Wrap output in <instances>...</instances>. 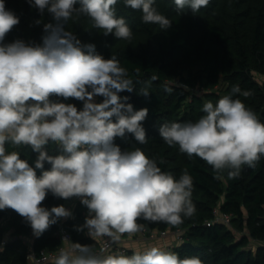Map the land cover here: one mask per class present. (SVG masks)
<instances>
[{
    "label": "clouds",
    "instance_id": "1",
    "mask_svg": "<svg viewBox=\"0 0 264 264\" xmlns=\"http://www.w3.org/2000/svg\"><path fill=\"white\" fill-rule=\"evenodd\" d=\"M118 0H34L41 14L47 10L56 24L47 23L42 45L22 40L4 43L19 18L0 0V210L12 209L23 217L37 237L59 218L71 215L64 206H42L50 192L62 199L81 198L89 216L84 225L88 235L119 240L123 234L142 231L143 219L173 227L194 215L191 201L193 181L185 170L179 179L158 167L141 149L122 151L114 143L126 133L139 144L147 142L142 122L148 109L134 110L129 97L119 93L134 90L128 70L115 56L105 59L94 44L82 45L63 24L87 16L105 36L130 41L133 33L123 17L117 18ZM125 6L140 10L142 22L161 30L172 21L161 14L155 0H124ZM79 4V7L76 5ZM176 8L198 12L209 0H174ZM169 90L170 89H166ZM147 97V88L141 90ZM251 93L234 85L231 95L216 104L208 101L195 122H171L158 129L169 146L204 160L214 171L227 170L239 176L243 166L255 167L264 156V123L240 99ZM97 96L103 97L96 102ZM74 99L83 103L78 109ZM55 143L59 154L49 155L45 146ZM27 145L38 153L35 168L18 151L5 145ZM50 170L37 176L35 169ZM162 162V161H161ZM67 240V239H65ZM55 264H203L199 257L181 258L178 253L153 246L131 255L112 252L100 255L93 245L70 243L61 248Z\"/></svg>",
    "mask_w": 264,
    "mask_h": 264
},
{
    "label": "trees",
    "instance_id": "2",
    "mask_svg": "<svg viewBox=\"0 0 264 264\" xmlns=\"http://www.w3.org/2000/svg\"><path fill=\"white\" fill-rule=\"evenodd\" d=\"M4 3L19 18L4 43L22 40L42 45V38L47 35L44 25L56 24L52 14L47 10L41 14L34 0ZM155 6L172 21L167 30L143 23L140 10L118 0L116 16L123 17L132 30L130 41L105 36L87 16L74 17L63 24L82 45L94 44L96 53L105 59L115 56L134 81L132 92L119 95L129 97L127 103L134 110L148 109L142 122L147 142L139 144L132 134L126 133L114 143L122 151L141 149L176 179L185 170L192 177L194 215L184 217L177 227L143 219L138 223L150 231L179 230L177 243L169 251L181 258L199 257L203 264H264V156L255 167L245 165L238 177L229 178L227 170L217 173L199 157L180 152L178 145H167L158 131L165 123L197 121L204 115L205 102L215 105L221 97L231 95L234 85L251 94L233 98L240 99L264 123V0H209L196 13L188 8L178 10L174 0H155ZM144 88L149 91L147 97L140 94ZM97 98L102 102L103 97ZM52 99L73 103L78 109L83 107L78 100ZM5 147L8 152L18 151L20 158L35 168L38 153L30 146ZM45 148L49 155L59 154L58 146L51 141ZM50 169L51 165L45 162L44 169L35 170L39 176ZM69 202L71 198L62 199L49 192L42 206L50 210ZM70 213L37 237L30 224L14 210H0V242L5 241L0 248V264H28L29 250L36 255L41 250L57 251L61 243L54 233L59 226L69 233L73 243L93 245L95 249L98 240L92 239L86 228L77 230L85 223L87 207L77 200ZM222 215L230 217L228 225L216 220Z\"/></svg>",
    "mask_w": 264,
    "mask_h": 264
},
{
    "label": "built area",
    "instance_id": "3",
    "mask_svg": "<svg viewBox=\"0 0 264 264\" xmlns=\"http://www.w3.org/2000/svg\"><path fill=\"white\" fill-rule=\"evenodd\" d=\"M77 200H81L79 197H72L71 202L68 203V205H73L74 202ZM89 216V213H86V217ZM229 216L227 215H222L220 218L217 217L216 220H219L226 225L229 223ZM180 233L179 230L169 232L167 230L163 231H150L149 229H146L143 227L142 231L135 233L134 235H131L132 237H145L148 239H154V238H164L168 234L175 235L178 237V234ZM54 236L59 239L61 243V247L55 251V252H50V251H45L41 250L39 251L38 255H36L34 252L29 250L26 254V259L28 261V264H55V258L59 254V251L61 248H69L71 238L68 232H66L61 226L58 227L57 231L54 233ZM67 239V240H65ZM5 244V241L0 242V248H2ZM95 252H97L100 255H107L112 252H122L125 255H131L132 252L118 246L117 240L113 241L109 237H102L98 239V245L94 249Z\"/></svg>",
    "mask_w": 264,
    "mask_h": 264
},
{
    "label": "crops",
    "instance_id": "4",
    "mask_svg": "<svg viewBox=\"0 0 264 264\" xmlns=\"http://www.w3.org/2000/svg\"><path fill=\"white\" fill-rule=\"evenodd\" d=\"M68 206V204H66ZM102 237H96V239H100ZM177 238L175 235L168 234L164 238H154V239H148L145 237H132L128 234H123L120 236L119 240H117L118 243H120V247L130 251H140L143 252L149 247H159L162 250L169 251L170 248L177 243Z\"/></svg>",
    "mask_w": 264,
    "mask_h": 264
},
{
    "label": "rangeland",
    "instance_id": "5",
    "mask_svg": "<svg viewBox=\"0 0 264 264\" xmlns=\"http://www.w3.org/2000/svg\"><path fill=\"white\" fill-rule=\"evenodd\" d=\"M201 93H202L201 91L198 92L199 95H200ZM95 101L98 102V103L100 102L99 99H98L97 97L95 98ZM72 207H73L72 204H71V205H68V206H65V208H66L67 210H69V212H71ZM86 230H87V228H86ZM87 231H88V230H87ZM117 243H118V242H117ZM118 246H120V243H118Z\"/></svg>",
    "mask_w": 264,
    "mask_h": 264
}]
</instances>
